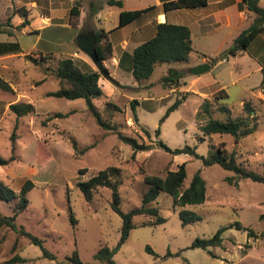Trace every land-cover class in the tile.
Wrapping results in <instances>:
<instances>
[{
  "label": "rangeland",
  "instance_id": "1",
  "mask_svg": "<svg viewBox=\"0 0 264 264\" xmlns=\"http://www.w3.org/2000/svg\"><path fill=\"white\" fill-rule=\"evenodd\" d=\"M31 1L36 0H0V25L7 18L6 7L11 9ZM260 4L264 7V0H260ZM150 5L151 0H126L125 8ZM27 8L31 13L30 26L23 34L15 31L12 40L19 43L21 54L30 53L29 57L36 62L17 55L13 65L21 79L16 80L15 89L24 99L23 103L33 105L34 112L16 119L9 110L4 112L5 105H0V156L8 158L12 154L16 158L9 165L0 166V180L15 192L26 180L37 185L27 194V208L16 217L15 224L42 240L43 247L56 259L43 258L39 247L31 245L10 228L0 227V264L15 256L25 259V262L15 264H70L66 258L74 250L82 264H99L94 259L97 251L105 246L114 249L118 245L121 219L111 208L110 189L98 188L86 201L76 184L89 180L107 167L119 168V207L128 212L141 205L147 190L144 176L164 178L168 171H175L182 163L186 170L182 189L188 187L193 175L200 170L206 189L204 203L179 208L173 205L169 195L160 193L151 206L165 222L152 225L154 217H133L135 228L113 256L114 263L264 264V219L260 218L264 215V185L243 179L237 184L228 183L225 179L234 177V173L217 165L203 167L201 159L189 155L173 156L158 146L162 141L170 149L185 145L196 147V153L206 157L209 145L224 144L226 151L235 152L237 161L247 170L264 175V33L248 47L249 54L228 55L227 61L220 60L219 56L231 45L221 48V35L195 36L193 52L187 62L158 65L148 80L138 83L129 68L114 74L113 62L103 64L109 76L121 85L115 87L101 75L98 83L104 96L92 101L103 120L115 126L116 130L109 131L96 124L83 99L47 96L60 86L54 74L57 59L77 53L92 69H97L78 43L80 30L68 27L64 12L56 10L55 19L46 26L41 22L39 9ZM84 8H87L86 3ZM118 11L116 7L104 5L98 9L100 18L94 17L89 25L103 27L106 32L113 31L118 25ZM171 17L174 23L181 21L179 11L173 12ZM17 18L15 16L14 21H18ZM116 32L118 30L112 34ZM120 37L117 34L112 39L118 42ZM4 39L6 36L0 34V40ZM118 50L116 48L115 55ZM39 53L53 57L42 61ZM201 54L205 55L211 69L193 76L189 70L200 65ZM121 66L124 69L130 64L123 61ZM169 68L182 72L183 77L178 86L165 88L160 80ZM218 90H224L227 97L216 101L214 96ZM184 95L185 100L161 123L167 109ZM132 100L138 104L135 108L137 123L132 119ZM204 100L209 102V114L203 112ZM244 102L250 103L257 116L258 126L253 133L239 140L229 135L203 137L200 127L209 119L244 118ZM221 107L229 113L222 112ZM57 113L70 115L56 118ZM117 133L152 148L132 157L131 147L122 143ZM12 134L16 140L14 152H11ZM73 140L76 150L72 146ZM89 146L90 149L80 153ZM37 153L41 163L36 160ZM14 204L0 201V213L11 216ZM180 211H188L200 220L182 226ZM70 214L75 220L74 225H71ZM235 222L250 229L252 237L248 231L232 227L222 234L221 247L190 248L196 238H210L220 226ZM147 246L156 258L146 252Z\"/></svg>",
  "mask_w": 264,
  "mask_h": 264
},
{
  "label": "trees",
  "instance_id": "2",
  "mask_svg": "<svg viewBox=\"0 0 264 264\" xmlns=\"http://www.w3.org/2000/svg\"><path fill=\"white\" fill-rule=\"evenodd\" d=\"M109 7H117L122 9V0H104ZM242 4L250 11L254 18L250 26L243 30L232 42L231 46L223 52L220 56V60H226L227 56L236 57L237 55L247 51L251 43L256 37L264 33V7L259 6V0H242ZM207 5V0H170L163 3L164 12L175 11L180 9H196L203 8ZM154 7H148L141 10L121 11L118 15L117 29L123 28L133 21L140 18L142 15L153 10ZM14 13L18 14L22 18V22L16 27L17 30L30 25L28 18L29 12L24 7L14 9ZM79 10L77 7H72L69 11V25L76 27L78 23ZM9 23V22H8ZM11 36L9 32H4ZM108 32L99 31L94 35V50L98 57V60L102 63L104 61L111 60L114 57L113 46L108 38ZM9 50L15 53L19 52V46L17 43L11 45ZM6 51V50H5ZM193 52L191 34L188 27L183 25L171 24L168 22L159 23L155 26L154 35L144 41L142 44L135 47L131 53L124 52L119 60V66L123 61H128L130 64L129 71L131 72L134 80L138 83L144 80H148L156 66L162 64H175L188 61L189 54ZM40 60H46L52 58L51 55L38 54ZM27 59L32 62H36L26 56ZM56 78L59 81V88L50 92L48 97L64 98L67 100L83 99L86 103L87 109L96 124L102 129L114 131L116 130L113 124L105 122L99 113L98 109L94 106L93 100L100 99L104 96V92L100 87L98 81L101 78V73L95 69H92L88 64L75 61L72 57L64 56L57 59L56 69L54 71ZM183 77V73L169 68L166 75L161 77L160 83L163 87L178 86L180 80ZM115 87H121V85L113 79L111 76L105 78ZM0 88L13 92L10 86L0 79ZM186 95L176 100L175 103L170 106L163 118L160 120L162 123L168 115L185 100ZM224 90H218L214 96L216 101L226 98ZM137 101L132 100L130 102V108L133 113V121L138 122V118L135 114V108L137 107ZM10 112L14 113L16 118L27 116L34 112L33 105L29 103H11L8 106ZM220 110L224 113H229V110L225 107H221ZM242 110L245 113L244 118L231 119L221 121L217 119H209L203 126L200 127V132L203 137L211 138L214 135H229L236 140L245 138L253 133L258 126L257 116L254 108L249 102H244ZM203 112L205 114L210 113L209 102L204 100ZM68 114H55L56 118H66ZM147 132V131H146ZM159 130L156 131V136H159ZM118 139L131 147L133 153L132 157L137 152L148 151L152 148L151 145H145L138 143L136 139L132 137L123 136L117 133ZM203 140L202 138H200ZM11 152L15 150V135L10 136ZM72 146L76 150V143L72 141ZM158 146L162 148L166 153L178 156L189 155L196 159L202 160L203 167H209L217 165L225 171L234 173V177H227L225 180L228 183L234 182L237 184L239 179L249 180L253 183L264 185V175L259 174L252 170H247L242 163L237 161L235 152L228 153L224 148V144H220L218 147L212 145L208 146V153L206 157L199 156L196 153V147H190L185 145L182 148L170 149L162 141L158 142ZM39 149L41 148L38 145ZM91 146L84 148L80 153H84ZM36 154V160L41 163V160ZM14 155L11 154L8 158L0 156V166H7L15 161ZM186 178L185 163L180 164L175 171H168L164 178L158 176H144L143 182L147 186L146 192L141 199V205L138 208L131 209L128 212L121 211L120 197L118 188L120 185V169L114 166L107 167L100 170L97 175L93 176L87 181L78 182L76 187L83 194L86 201H89L92 197L94 190L98 188H108L111 190V208L121 219V234L118 245L114 249L108 247L100 248L94 256V259L99 264H115L113 256L128 239L130 231L135 228L132 219L138 215H147L154 217L152 225H159L165 222V220L158 215V210L151 206L160 193H165L172 198L173 205L175 207L183 208L187 205H199L205 201V182L201 177L200 170H198L192 177L188 187L182 189L184 180ZM37 185L30 180H26L21 186L18 192L13 191L8 185L4 184L0 180V201L10 204L14 202V207L11 216H4L0 213V227H8L12 231L18 233L20 236L25 237L31 245L37 246L42 251V257L48 260H55L56 257L49 253L43 247V241L33 236L29 232H26L22 226H16V217L21 214L27 208L28 200L27 194L35 188ZM264 219V215L260 216ZM71 225L75 224V220L70 214ZM179 219L182 222V226L189 223L200 220L198 216L188 212L180 211ZM236 227L237 230L248 231L249 237H252V231L248 228H243L239 222L230 224L228 226H220L213 236L210 238H196L190 248L207 250L210 247H221L223 238L222 234L228 229ZM146 252L155 258L157 255L152 249L147 246ZM66 260L70 264H82L78 257L77 250H74L70 257ZM18 262H25V259L15 256L2 264H15Z\"/></svg>",
  "mask_w": 264,
  "mask_h": 264
},
{
  "label": "crops",
  "instance_id": "3",
  "mask_svg": "<svg viewBox=\"0 0 264 264\" xmlns=\"http://www.w3.org/2000/svg\"><path fill=\"white\" fill-rule=\"evenodd\" d=\"M167 1L170 0H151V5L148 7H154L153 10L142 15L140 18L133 21L129 25L117 29L118 32H116L114 35L120 34L121 37L118 42L113 41L112 39V37L114 36L112 33L114 31H117L116 28L113 31L108 32L109 41L113 46L114 57L111 60L104 61L102 63L106 64L107 62H113L112 66L114 67V74H118L128 70L129 66H124V69H121L122 66H119L120 57L124 52L131 53L135 47L150 39L154 35L155 26L159 23L168 22L171 24L183 25L188 27L191 34L192 46L193 38L195 36L201 38H209L218 35L220 37L221 35V42L223 45L221 48H228L232 44L233 40L243 30L247 29L250 26L254 18V15L250 11H248L247 8L242 4V0H207V5L203 8L175 10L181 13V21H179L178 23H174L173 21H171V16L175 11L164 12L163 10V3ZM122 2L123 6L122 9L118 8V14L121 11H132L148 8L132 7L130 9H126V0H122ZM85 3L87 8H84ZM104 5H106L104 0H99V2L98 0H79L74 3L68 2L67 0L65 2L59 0H36L31 1V3H26L25 5L12 7L11 9L10 7H6L7 9L5 16L7 18L5 19L6 21L3 20L0 25V34L6 36V39L0 40V79L9 85L13 92H9L0 88V105H5L4 112L6 110H9L8 106L11 103H23L22 101L24 100L18 95V92L15 89V84H17L15 83L16 80L21 79L19 77V72L14 68V59L18 55V57H22L24 58V60L31 62V60L26 58V56L30 53L21 54L19 43L12 40L15 31H17L16 27L19 26L22 22V18L18 14L14 13V9L24 7L29 12L28 18L31 16V13L27 7L39 9L42 16L41 22L46 26L55 19V11L59 10L65 13V16L67 17L68 27L73 28L68 23L69 11L72 7H77V9L79 10V17L77 26L74 28L76 30H80L81 34L78 37V43L82 48L84 54L88 56L87 53H90L95 45V33L99 31L106 32L105 28L103 27H95L93 24L89 25L90 23H92L94 17H96L97 19L100 18L98 9L102 8ZM259 6L263 8V6L260 4V0ZM108 12L111 14L113 13L111 10H108ZM13 16L18 17V21H14ZM27 27L20 28L18 31L23 34L25 33ZM4 32H9L11 36L5 34ZM261 36L262 34L258 35L256 37V40ZM14 43H17L19 46L18 53L9 50L10 48H12L11 45H13ZM116 48H119V50L117 51V55H115ZM128 48L130 50H128ZM245 52L249 54L248 51ZM245 52L239 55H243ZM74 54H76V56ZM201 56L202 61L200 64H208L205 55L201 54ZM69 57L77 58V61H81L86 64L88 63L86 59L80 58L77 53H73L72 56ZM250 57L254 59L252 55H250ZM25 66L26 64H24V69ZM262 70L264 71V68ZM198 95L204 96L201 93H198Z\"/></svg>",
  "mask_w": 264,
  "mask_h": 264
},
{
  "label": "water",
  "instance_id": "4",
  "mask_svg": "<svg viewBox=\"0 0 264 264\" xmlns=\"http://www.w3.org/2000/svg\"><path fill=\"white\" fill-rule=\"evenodd\" d=\"M87 55L95 66V68L102 74L104 78H106L109 75V72L104 68L103 63L98 60L95 50L92 49V51L90 53H87ZM209 69L210 66L207 63H203L191 68L189 72L193 76H199L208 72Z\"/></svg>",
  "mask_w": 264,
  "mask_h": 264
},
{
  "label": "built area",
  "instance_id": "5",
  "mask_svg": "<svg viewBox=\"0 0 264 264\" xmlns=\"http://www.w3.org/2000/svg\"><path fill=\"white\" fill-rule=\"evenodd\" d=\"M68 2H72V3H74V2H77V1H79V0H67Z\"/></svg>",
  "mask_w": 264,
  "mask_h": 264
}]
</instances>
